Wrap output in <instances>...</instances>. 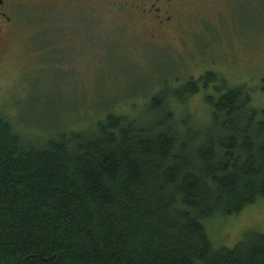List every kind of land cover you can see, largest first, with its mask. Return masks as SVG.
Listing matches in <instances>:
<instances>
[{"label": "trees", "instance_id": "1", "mask_svg": "<svg viewBox=\"0 0 264 264\" xmlns=\"http://www.w3.org/2000/svg\"><path fill=\"white\" fill-rule=\"evenodd\" d=\"M210 87L203 124L168 105ZM146 113L32 143L0 114V264H264V233L216 248L205 226L264 200L251 90L208 71Z\"/></svg>", "mask_w": 264, "mask_h": 264}, {"label": "rangeland", "instance_id": "2", "mask_svg": "<svg viewBox=\"0 0 264 264\" xmlns=\"http://www.w3.org/2000/svg\"><path fill=\"white\" fill-rule=\"evenodd\" d=\"M39 1L19 5L20 25L0 54V114L27 142L93 128L111 110L145 120L160 89H180L208 71L246 85L264 109V0H227L167 44L148 43L92 8ZM214 93L202 88L168 105L179 119L203 124ZM208 221L213 245L233 248L249 231L264 233V200Z\"/></svg>", "mask_w": 264, "mask_h": 264}, {"label": "flooded vegetation", "instance_id": "3", "mask_svg": "<svg viewBox=\"0 0 264 264\" xmlns=\"http://www.w3.org/2000/svg\"><path fill=\"white\" fill-rule=\"evenodd\" d=\"M41 3L89 7L106 17L127 22L148 43L156 44L160 40L167 44L169 39L181 37L196 20L207 19L227 0H44L35 5ZM21 4L25 0H0V54L15 29L18 30Z\"/></svg>", "mask_w": 264, "mask_h": 264}]
</instances>
